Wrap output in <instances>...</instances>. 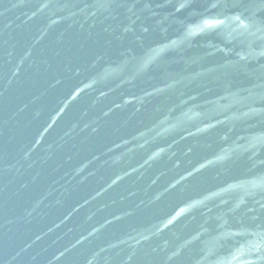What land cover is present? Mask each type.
<instances>
[{"label": "water", "instance_id": "95a60500", "mask_svg": "<svg viewBox=\"0 0 264 264\" xmlns=\"http://www.w3.org/2000/svg\"><path fill=\"white\" fill-rule=\"evenodd\" d=\"M0 264H264V0H0Z\"/></svg>", "mask_w": 264, "mask_h": 264}]
</instances>
